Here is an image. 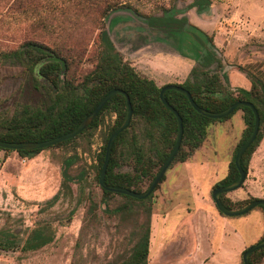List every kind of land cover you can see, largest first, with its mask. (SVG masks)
I'll list each match as a JSON object with an SVG mask.
<instances>
[{"label": "rangeland", "instance_id": "obj_1", "mask_svg": "<svg viewBox=\"0 0 264 264\" xmlns=\"http://www.w3.org/2000/svg\"><path fill=\"white\" fill-rule=\"evenodd\" d=\"M193 1L0 0V123L22 105L44 106L50 100L46 92L29 83L26 67L4 60V53L27 41L49 46L65 59L66 78L78 85L99 60L103 49L100 32L108 29L114 41L116 25L124 20V24H133L124 29L129 34L134 30L132 39L136 42L141 43L144 36L150 39L148 50L153 55L166 49L189 55L180 37L173 40L175 46L166 48L164 43H156L155 35L164 33L155 28L156 22L149 24L148 17L160 21L171 8L176 17L186 16L193 25L189 17L194 16L192 11L212 26L205 32L224 64L225 87L235 94L250 89V73L264 80V0H211L210 9L201 13L191 5ZM191 56L197 60L199 55ZM145 65L141 62L140 69L135 68L144 75L143 71L152 73ZM115 118L116 114L105 112L97 129L62 145L45 147L33 157L0 148V238L15 236L20 245L0 248V264H117L129 255L148 221L149 264H243L244 250L264 236V207L258 205L244 214L227 216L212 198L213 186L227 175L246 127L243 110L211 123L199 149L187 161L171 163L165 179L145 202H127L117 193L104 197L97 179L98 156ZM133 120L124 137L125 145L117 151V172L135 173V167H140L131 147L133 135L145 157L157 158L154 149L156 144L160 146L159 130L151 137L149 125L142 118ZM68 157L75 160L69 169L75 179L66 189L64 166ZM148 168L150 174L158 171L151 162ZM80 172H84L82 178L77 176ZM152 179L143 177L133 187L144 191ZM174 185L179 188L174 190ZM225 194L235 203L264 198V137L252 154L242 187ZM126 202L131 206L126 212L105 210ZM234 207L241 206L237 203ZM200 208L211 209L214 216L208 219V226L199 219L196 228L195 214ZM39 226L53 232V241L40 249L24 251V241ZM203 231L208 232L202 246L195 248L193 234ZM259 264H264V256Z\"/></svg>", "mask_w": 264, "mask_h": 264}, {"label": "trees", "instance_id": "obj_2", "mask_svg": "<svg viewBox=\"0 0 264 264\" xmlns=\"http://www.w3.org/2000/svg\"><path fill=\"white\" fill-rule=\"evenodd\" d=\"M211 4V0H194L191 5L196 6L197 12L201 13L209 10ZM172 9L173 8L166 10L160 21H157L153 17H148V22L149 24L152 22L154 24L156 22L158 25L155 28L162 31L165 35L167 34L172 40H177L180 37L182 45L188 49L189 55H199L197 58L198 64L193 67L190 76L179 85L190 91L195 102L199 106L210 111H222L237 100L251 101L259 111L261 120L259 133L241 158L242 167L248 173L252 154L264 137V80L250 73L252 79V86L250 89H242L238 94H235L230 88L225 87L222 79L224 78L222 74L224 64L217 58L214 52L215 45L210 36L198 26L191 24L188 17H176ZM100 39L103 44V49L100 52L99 60L95 68L85 77L84 81L78 85L66 78V71L63 69L62 63L51 58L60 57L64 61L65 59L58 56L52 48L44 44L27 41L18 49L2 55L4 60H10L14 64L25 66L28 71L29 83L36 89L46 92L50 96V100L44 106L22 105L10 119L0 123V139L13 142L42 141L62 135L76 128L110 90L120 88L126 91L130 96L133 115L129 126L115 139L105 182L108 185L134 188V190L138 192H143L139 189H135L133 186H136L143 177L151 176L154 179L156 176L157 173H149V163L156 164L159 171L170 154L177 138V118L174 113L164 105L160 98L162 86H158L154 79L141 74L129 60L124 58L121 51L118 50L114 44L108 29H103L100 32ZM205 49L207 50L206 54L204 52ZM184 53L183 55L189 56L186 52ZM212 67H214V69H212ZM165 96L183 119V140L173 162H184L199 149L207 138V129L211 123L230 118L238 109L243 110L246 127L234 150L227 175L216 182L213 188L236 182L240 178V173L235 164V156L238 149L246 142L252 133L255 122L252 109L247 106L239 107L230 115L221 119H216L199 113L193 107L189 99L181 92L167 90ZM105 112L116 114V118L109 129L102 151L98 156V164L96 167L98 180L105 159L108 139L112 132L124 122L127 114L125 96L123 94L114 95L105 104L94 121L80 134L92 129H97L103 122L102 117ZM135 117L142 118L149 125L151 137L154 136L155 130H159L160 135L158 137L160 138V146L156 144L154 149L157 158L153 160L151 156L145 157L137 143L136 136L133 135L132 145H130L133 149V153L136 155L137 164H139L140 167H135V173L117 172L116 168L119 166L117 151L120 145H125L124 137L133 125V119ZM77 136L55 145H62L70 142ZM42 149L43 148L28 150L18 149L17 151L24 157H33ZM74 162L75 160L73 157L65 159L64 186L66 189L69 188V183L75 179L69 173V169ZM83 175L84 172H80L77 176L78 178H82ZM164 179L165 175L161 181ZM114 193L116 192L103 189L104 197H108ZM117 194L126 198L128 200L127 202H145L152 196L151 193L145 199H137L129 195ZM221 199L228 208L234 209L237 203L243 207L257 198H250L235 203L227 197L225 193H222ZM127 202L114 209L105 210L116 214L126 212L130 210L131 207ZM53 239L54 234L48 227L39 226L30 232L21 247L24 251H33L51 243ZM262 239H264V236ZM16 246L20 245L15 236L0 238V248L13 249ZM149 252L150 223L148 221L142 227L139 237L134 243L129 255L117 264H149ZM263 256L264 248H261L251 254L250 261L252 264H259Z\"/></svg>", "mask_w": 264, "mask_h": 264}, {"label": "water", "instance_id": "obj_3", "mask_svg": "<svg viewBox=\"0 0 264 264\" xmlns=\"http://www.w3.org/2000/svg\"><path fill=\"white\" fill-rule=\"evenodd\" d=\"M51 59L60 61L62 63L63 69H65V61L62 58L52 57ZM167 90H176L178 92H181L182 94H184L189 99V101L191 102L193 107L199 113L203 114L204 116L210 117V118L221 119L223 117L230 115L237 108L243 107V106H247V107L252 109V111L254 113V117H255V122H254V127L252 130V133H251L250 137L246 140V142L238 149V151L236 152V156H235V164L239 170L240 178L232 184L225 185V186H219V187L214 188L212 198H213L217 208L224 215H227V216L241 215V214L248 212L249 210H251L252 208H254L258 205L264 206V198H258V199H255V200L249 202L248 204H246L245 206H243L241 208L231 209V208H228L222 202V199H221L222 193H227L230 191L237 190L238 188L242 187V185L244 184V182L247 178V172L242 167L241 158H242V155L244 154V152L254 142V140L256 139V137L259 133L261 120H260V115H259V111H258L257 107L251 101L237 100L233 104H231L230 106H228L226 109H224L222 111H210V110H207V109L199 106L195 102L192 94L190 93V91L188 89H186L185 87H183L179 84H175V83L165 84L164 86H162V89L160 91V98H161L162 102L164 103V105L170 111H172L177 118L178 131H177L176 142H175V145H174L173 149L171 150L170 154L168 155V157L166 158V160L164 161V163L160 167V169L157 172L154 179L152 180L151 184L143 192H138L134 189L123 187V186L108 185L105 182V177H106V173H107L109 161L111 158L112 148H113V144L115 142V139L123 130H125L129 126L130 121L132 119V115H133V107H132V102H131L130 96L126 91H124L120 88H114V89L110 90L102 98V100L99 102V104L73 130L66 132L62 135L56 136L54 138L42 140V141L13 142V141H6V140L0 139V148H7V149H14V150H18V149L28 150V149H36V148H45L48 146L58 144V143L63 142L65 140L71 139V138L77 136L78 134H80L85 128H87L94 121V119L99 114V112L102 110V108L105 106V104L114 95L123 94L125 96L126 102H127V114H126L124 122L116 130H114L112 132V134L110 135V137L108 139L107 146H106L105 159H104L102 169L100 172V176H99V184L103 189H105L107 191L129 195V196H132V197L137 198V199H145L156 189V186L161 182L163 176L165 175V173L167 172L171 163L173 162L175 156L177 155V153L180 149V146H181L182 139H183V133H184L183 119H182L181 115L179 114V112L166 99L165 94H166ZM261 248H264V239L260 240L256 244H253L250 247L246 248L242 254L243 264H252L250 261L251 254L253 252H255L256 250H259Z\"/></svg>", "mask_w": 264, "mask_h": 264}, {"label": "crops", "instance_id": "obj_4", "mask_svg": "<svg viewBox=\"0 0 264 264\" xmlns=\"http://www.w3.org/2000/svg\"><path fill=\"white\" fill-rule=\"evenodd\" d=\"M191 14H194V16L193 15L189 16L193 18L191 19V21L196 26H198L200 29H202L203 31H208L209 29H212V26H209L207 24V21H205L206 19L203 20L204 18L199 16L194 11H192ZM206 15L207 14H204V16ZM198 16L201 17V19ZM122 21L119 22L118 25H116V30H115L116 38L114 39V43L116 47L118 48V50L124 53L126 60H130V62L138 69H140L141 62L146 63L147 65H145V67L147 68L149 67V71H151L152 73L145 72V71H143V73H146L148 77L154 79L158 86L170 84L172 81L183 83L187 79L188 71H190V69H192L193 66L197 63V60L195 59V57L191 55L185 56L180 53L170 51L169 49H166L165 51H162V52H159L153 55L152 52L148 50L152 44L150 42V39L147 36H144V40L141 43L136 42L135 41L136 39H132V37L135 38L134 30H132V33L129 34L124 29L125 27L126 28L129 27L128 25H131L132 23L124 24ZM205 22H206V25L204 24ZM161 32L162 31H160L159 33ZM136 34L139 35L141 33L138 32ZM155 36H156L155 38H157L156 43L158 44L164 43L166 45V48L170 47V45L175 46V42L172 39H170L167 36V34L166 35L164 34L161 36L156 34ZM127 45H130L131 47L128 48ZM129 49H131L132 52H129L128 51ZM187 58H189V60H187ZM177 186L178 185H174L173 189L175 190L176 188H179ZM202 199L206 202L209 201L204 197H202ZM213 205L215 204L213 203ZM195 215H197V218H195L196 228H198L199 226V223H198L199 219H201L203 222L205 221L206 226H208L207 224L208 219L211 216H214L213 212L209 208L208 209L200 208L197 210V214ZM208 231H203L201 233L196 232L195 234H193V237L195 240L194 241L195 248H197L198 246L200 247V245L202 246V240L204 238V235Z\"/></svg>", "mask_w": 264, "mask_h": 264}]
</instances>
